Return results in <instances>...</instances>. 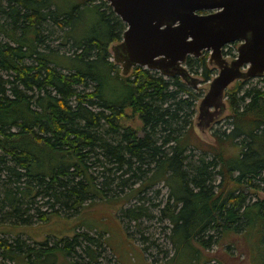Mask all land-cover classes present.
I'll use <instances>...</instances> for the list:
<instances>
[{"label": "trees", "instance_id": "obj_1", "mask_svg": "<svg viewBox=\"0 0 264 264\" xmlns=\"http://www.w3.org/2000/svg\"><path fill=\"white\" fill-rule=\"evenodd\" d=\"M126 28L107 0H0V225L120 203L125 233L153 263L200 262L202 250L238 235L264 264V199L250 197L264 191V75L240 96L248 79L227 90L231 112L207 142L195 133L201 94L190 84L140 65L124 75L112 60ZM185 64L214 77L207 50ZM158 217L173 250L161 259L146 225ZM58 239L41 248L19 234L0 247L27 264L60 254L97 264L105 251L88 227Z\"/></svg>", "mask_w": 264, "mask_h": 264}, {"label": "water", "instance_id": "obj_2", "mask_svg": "<svg viewBox=\"0 0 264 264\" xmlns=\"http://www.w3.org/2000/svg\"><path fill=\"white\" fill-rule=\"evenodd\" d=\"M107 1L127 25L122 41L111 47L124 75L140 65L166 77L180 76L197 88L201 81L190 73L186 59L210 52L219 72L200 102V117L211 121L225 109L233 79L264 75V0ZM236 42L237 55L228 61L223 49Z\"/></svg>", "mask_w": 264, "mask_h": 264}, {"label": "rangeland", "instance_id": "obj_3", "mask_svg": "<svg viewBox=\"0 0 264 264\" xmlns=\"http://www.w3.org/2000/svg\"><path fill=\"white\" fill-rule=\"evenodd\" d=\"M48 37H51L52 34H47ZM47 37V40L50 38ZM55 38V36H54ZM50 45H56V40L50 39ZM227 48L223 49L224 57L228 61H232L237 55V48L239 43H233L227 45ZM64 49V48H63ZM112 60L115 61L114 53L112 51ZM122 68V65L118 63ZM211 66L214 67L215 73L214 76L218 74L219 68L211 63ZM188 68V67H187ZM244 70V69H243ZM131 72V71H130ZM165 76V75H164ZM194 77L200 79L195 92L201 94V98L197 102L196 115L194 117V126L196 136L198 135L207 142H213L214 138L212 132L214 129L224 125V121L227 115L231 112V107L229 104L227 90L233 87L241 79H233L228 85L225 93V109L219 111V113L214 116L213 120H209V117L204 118L205 115L199 116L200 114V102L204 95L208 92L210 87V82H205L200 73H194ZM260 77L249 78L244 85L242 91L238 93V96L242 95L243 90L248 86L259 85ZM184 81V80H183ZM186 82V81H184ZM188 83V82H186ZM214 111V108H211ZM131 113V109L127 110ZM127 124H132L134 126H139L141 124L140 120H127ZM167 189H163V195L167 197ZM166 195V196H165ZM154 197L155 194H152ZM162 195L154 200L158 201L162 199ZM250 197L252 199H264V191L252 190ZM120 203L117 206L107 205L101 202H94L86 205L83 210L75 215L70 217H57L54 216L50 221L45 223H37L32 226H20L14 227L10 225H0V240H13L15 236L19 235L25 239L28 243L36 245L37 247L44 248L41 243L45 240H50V244H53L54 240H59L58 238L72 237L76 231H84L85 229L90 228L91 234L102 237V240L105 243V251H102V256L99 258L97 264H254V259L252 253H249V247L247 242H240L242 240L241 236L230 235L227 238L221 240V242L214 246L212 249L202 250L203 255L199 261L193 262H183V261H171L164 263L165 261L159 260L158 263H153V257L145 255L142 246L138 241L130 239L124 231L122 223L118 218V208ZM157 212V211H156ZM159 213V212H157ZM168 221H161L158 218L153 219L152 221H147L146 225L149 230L154 232L151 239L156 243L160 244V247L153 248L152 253L154 256L161 259L163 253H160L161 249H168L173 253V250L165 234H163V229L167 225ZM95 230V232H94ZM99 232L100 234H98ZM13 238V239H12ZM109 250H108V248ZM183 259V258H179ZM185 259V258H184ZM56 264H87L89 259L82 255H72V256H63L60 254L57 258H51L50 261H53ZM0 264H27L26 261L21 258L11 259L4 257V249L0 247Z\"/></svg>", "mask_w": 264, "mask_h": 264}]
</instances>
